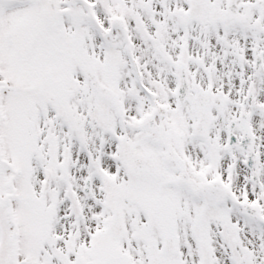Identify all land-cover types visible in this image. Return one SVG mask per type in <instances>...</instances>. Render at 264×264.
<instances>
[{
    "label": "snow or ice",
    "instance_id": "snow-or-ice-1",
    "mask_svg": "<svg viewBox=\"0 0 264 264\" xmlns=\"http://www.w3.org/2000/svg\"><path fill=\"white\" fill-rule=\"evenodd\" d=\"M0 264H264V0H0Z\"/></svg>",
    "mask_w": 264,
    "mask_h": 264
}]
</instances>
